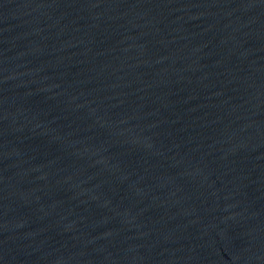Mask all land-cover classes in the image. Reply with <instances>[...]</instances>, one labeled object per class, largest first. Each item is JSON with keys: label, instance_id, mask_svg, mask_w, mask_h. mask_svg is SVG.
I'll use <instances>...</instances> for the list:
<instances>
[{"label": "water", "instance_id": "1", "mask_svg": "<svg viewBox=\"0 0 264 264\" xmlns=\"http://www.w3.org/2000/svg\"><path fill=\"white\" fill-rule=\"evenodd\" d=\"M0 264H264V0H0Z\"/></svg>", "mask_w": 264, "mask_h": 264}]
</instances>
